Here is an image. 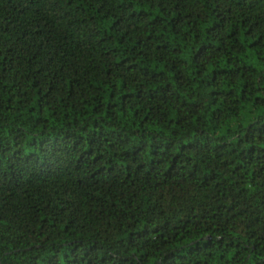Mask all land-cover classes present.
I'll list each match as a JSON object with an SVG mask.
<instances>
[{"label":"trees","instance_id":"obj_1","mask_svg":"<svg viewBox=\"0 0 264 264\" xmlns=\"http://www.w3.org/2000/svg\"><path fill=\"white\" fill-rule=\"evenodd\" d=\"M0 264H264V0H0Z\"/></svg>","mask_w":264,"mask_h":264}]
</instances>
